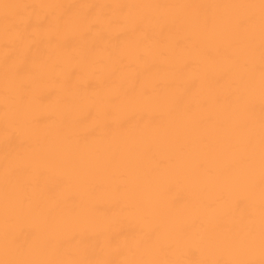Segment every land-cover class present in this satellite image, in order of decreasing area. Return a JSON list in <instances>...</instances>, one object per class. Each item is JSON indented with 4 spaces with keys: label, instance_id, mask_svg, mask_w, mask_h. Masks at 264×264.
Returning <instances> with one entry per match:
<instances>
[{
    "label": "bare ground",
    "instance_id": "bare-ground-1",
    "mask_svg": "<svg viewBox=\"0 0 264 264\" xmlns=\"http://www.w3.org/2000/svg\"><path fill=\"white\" fill-rule=\"evenodd\" d=\"M0 264H264V0H0Z\"/></svg>",
    "mask_w": 264,
    "mask_h": 264
}]
</instances>
